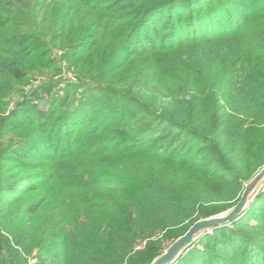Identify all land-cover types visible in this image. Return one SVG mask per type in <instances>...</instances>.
I'll return each mask as SVG.
<instances>
[{
    "label": "trees",
    "instance_id": "obj_1",
    "mask_svg": "<svg viewBox=\"0 0 264 264\" xmlns=\"http://www.w3.org/2000/svg\"><path fill=\"white\" fill-rule=\"evenodd\" d=\"M263 165L264 0H0V264H150ZM173 264H264V191Z\"/></svg>",
    "mask_w": 264,
    "mask_h": 264
},
{
    "label": "water",
    "instance_id": "obj_2",
    "mask_svg": "<svg viewBox=\"0 0 264 264\" xmlns=\"http://www.w3.org/2000/svg\"><path fill=\"white\" fill-rule=\"evenodd\" d=\"M263 185L264 165L247 183H245L239 200L233 206L223 210V212L219 214L195 221L183 235L173 241L160 255L156 256L150 264H172L182 252L188 249L197 235L233 221L248 207Z\"/></svg>",
    "mask_w": 264,
    "mask_h": 264
},
{
    "label": "rangeland",
    "instance_id": "obj_3",
    "mask_svg": "<svg viewBox=\"0 0 264 264\" xmlns=\"http://www.w3.org/2000/svg\"><path fill=\"white\" fill-rule=\"evenodd\" d=\"M9 109H10V106H8V107L6 108L5 113H6ZM2 114H3V113H1V115H2ZM262 191H264V185L261 187V189H260L259 192L256 194L255 198L250 202V204H251L252 202H254V200L257 198V196H258ZM250 204H249V205H250ZM249 205H248V206H249ZM247 208H248V207H247ZM247 208H246V209H247ZM246 209H245V210H246ZM245 210H244L243 212H241V214H239L235 219L241 217V216L244 214ZM221 212H223V211H221ZM221 212H219V213H221ZM219 213H216V214H219ZM216 214H214V215H216ZM235 219H234V220H235ZM231 222H232V221H231ZM228 224H229V223H226V224L220 225V226H218V227H221V226H224V225H228ZM214 228H217V227H214ZM214 228H212V229H210V230H207V231H204V232L200 233L199 235H197V237H196L195 240L192 242V244H190L189 247H192V246H193V243H194L195 241H198L200 238H202V237L205 236L206 234H210ZM189 247H188V249H189ZM188 249H186L185 251H187ZM185 251H184V252H185ZM184 252H182V253H184ZM182 253H181L180 255H182ZM178 258H179V257H178ZM178 258H177L174 262H176V261L178 260ZM174 262H173V263H174ZM36 263H37V255H36V253L34 252L32 255H29V256H28V264H36ZM173 263H172V264H173Z\"/></svg>",
    "mask_w": 264,
    "mask_h": 264
}]
</instances>
